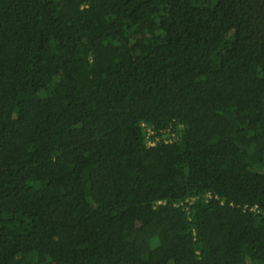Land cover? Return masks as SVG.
<instances>
[{
	"label": "trees",
	"instance_id": "obj_1",
	"mask_svg": "<svg viewBox=\"0 0 264 264\" xmlns=\"http://www.w3.org/2000/svg\"><path fill=\"white\" fill-rule=\"evenodd\" d=\"M0 264H264V0H0Z\"/></svg>",
	"mask_w": 264,
	"mask_h": 264
}]
</instances>
